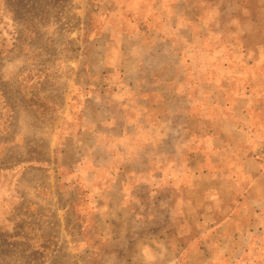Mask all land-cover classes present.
<instances>
[{"label":"crops","instance_id":"0c3cea01","mask_svg":"<svg viewBox=\"0 0 264 264\" xmlns=\"http://www.w3.org/2000/svg\"><path fill=\"white\" fill-rule=\"evenodd\" d=\"M106 2L104 26L121 33H108V51L95 57L107 92L82 98L68 154L58 149L71 164L21 161L0 172L12 171L15 186L39 167L48 174L40 185L79 187L83 264H264V179L242 186L253 167L236 152L237 128H224L244 121L197 110L242 72L249 89L264 84L252 74L264 65V0Z\"/></svg>","mask_w":264,"mask_h":264},{"label":"rangeland","instance_id":"374dc122","mask_svg":"<svg viewBox=\"0 0 264 264\" xmlns=\"http://www.w3.org/2000/svg\"><path fill=\"white\" fill-rule=\"evenodd\" d=\"M106 1L0 0V166L30 160L36 165H69L70 155L63 159L58 149L69 150L70 125L79 116L83 96L107 92L98 90L103 73H95L101 61L95 57L108 49V33H121L120 27L104 26ZM228 126L239 131L235 142L240 143V159L251 156L253 170L248 169L242 186L264 179V129L252 134L248 123L236 120L225 122L224 128ZM225 165H232V159ZM45 172L30 167L15 186L12 171L0 172L5 200L0 211L6 212L0 227V264H46V258L47 264H83L76 192L67 183L58 191L40 185V179L48 177ZM257 210H264V203ZM258 219L263 225L264 214Z\"/></svg>","mask_w":264,"mask_h":264},{"label":"trees","instance_id":"16d2710c","mask_svg":"<svg viewBox=\"0 0 264 264\" xmlns=\"http://www.w3.org/2000/svg\"><path fill=\"white\" fill-rule=\"evenodd\" d=\"M131 28L132 27H126V34L131 32ZM260 48L264 51V48ZM253 70L254 72L252 74L258 78H262L264 83V65H259V67L255 66ZM247 75V73L242 72V75L236 77L232 82H230L225 93L220 96V101L218 103H207L204 105L205 107L199 106L197 110L204 113L207 112L212 115H219L220 113H224L225 115L233 114L235 117L242 119L250 125V133L257 134L260 129H264V84H260L258 91L249 89L247 84ZM243 79H245L244 82ZM241 82H243L244 85H241ZM83 98H85V96H83ZM228 108H230V110ZM229 136L230 138H233V132H231ZM239 144L240 143L237 142V145ZM249 158H251V156H249L248 159ZM248 159L244 158L243 162L249 161ZM70 185H73L74 191L77 194H80V190L77 185H74V183ZM3 200L4 199L0 197V202Z\"/></svg>","mask_w":264,"mask_h":264}]
</instances>
